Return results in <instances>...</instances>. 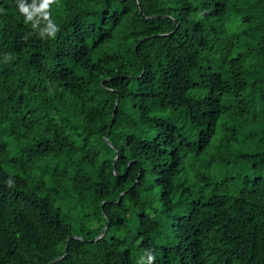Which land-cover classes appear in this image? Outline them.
Here are the masks:
<instances>
[{
    "label": "trees",
    "instance_id": "obj_1",
    "mask_svg": "<svg viewBox=\"0 0 264 264\" xmlns=\"http://www.w3.org/2000/svg\"><path fill=\"white\" fill-rule=\"evenodd\" d=\"M50 11L0 0V264H264V0Z\"/></svg>",
    "mask_w": 264,
    "mask_h": 264
},
{
    "label": "clouds",
    "instance_id": "obj_2",
    "mask_svg": "<svg viewBox=\"0 0 264 264\" xmlns=\"http://www.w3.org/2000/svg\"><path fill=\"white\" fill-rule=\"evenodd\" d=\"M57 0H31L29 4L27 0H16L19 13L24 17L25 24H31V27L38 33L41 39H55L59 32L58 25L51 18L50 7ZM6 60L9 57L5 58ZM9 187L13 186V181H7ZM147 264H152L154 256L149 250L147 253ZM138 264H146L142 257Z\"/></svg>",
    "mask_w": 264,
    "mask_h": 264
},
{
    "label": "water",
    "instance_id": "obj_3",
    "mask_svg": "<svg viewBox=\"0 0 264 264\" xmlns=\"http://www.w3.org/2000/svg\"><path fill=\"white\" fill-rule=\"evenodd\" d=\"M140 13L142 14V11H141V10H140ZM142 15H143V14H142ZM151 18H153V17H150V18H148V19H151ZM145 39H146V38L140 40L139 43L142 42V41L145 40ZM115 108H116V103H115V105H114V110H115ZM112 116H114V111H113ZM104 140L106 141V143H107L108 145H110L109 142H108V140H107V137H105ZM116 160H117V151L115 150V157H114L113 164H112V169H113V171L115 170ZM106 228H107V227H105V228L101 231V234H100L98 237H96V238L94 239V241H96V240L102 238V236H103V234H104ZM71 239L81 240V238L78 237V236H72V237H69V238L66 240V242H65L64 253H63V255H61L60 257H58V258H56V259H54L53 261H51V262L48 263V264H54V263H56V262L62 260V259L65 257V255H66V253H67V250H68V243H69V240H71Z\"/></svg>",
    "mask_w": 264,
    "mask_h": 264
}]
</instances>
